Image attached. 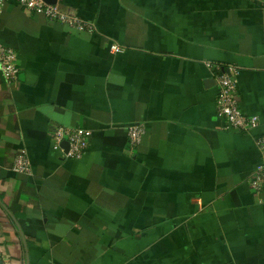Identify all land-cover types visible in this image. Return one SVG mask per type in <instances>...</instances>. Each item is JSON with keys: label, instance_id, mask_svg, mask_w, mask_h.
<instances>
[{"label": "crops", "instance_id": "0c3cea01", "mask_svg": "<svg viewBox=\"0 0 264 264\" xmlns=\"http://www.w3.org/2000/svg\"><path fill=\"white\" fill-rule=\"evenodd\" d=\"M55 4L95 31L11 0L0 14L19 67L0 75L5 264H264V192L248 183L264 133V0ZM217 65L238 68L249 132L221 129ZM58 126L91 132L79 159L52 148ZM20 149L28 173L13 171Z\"/></svg>", "mask_w": 264, "mask_h": 264}, {"label": "built area", "instance_id": "2783aa9c", "mask_svg": "<svg viewBox=\"0 0 264 264\" xmlns=\"http://www.w3.org/2000/svg\"><path fill=\"white\" fill-rule=\"evenodd\" d=\"M7 0H0V14L3 11ZM17 6L32 12L43 15L48 21H57L66 24L72 29L81 32H94L95 24L92 21L81 17L74 9H60L56 4H51L45 0H11ZM110 50L114 53L123 51V47L111 44ZM17 55L13 48L0 42V75L7 82L16 79L19 73ZM209 68L212 64L207 63ZM214 78L217 83L218 93L215 99V111L222 119L221 129L223 131L249 132L257 126L258 118L244 113L238 103L236 94V84L238 68L233 65L214 66ZM144 128L141 125H131L128 127V137L132 145L139 142ZM91 132L80 127L58 126L52 133V148L63 151L64 156L79 159L89 146ZM66 141L68 147L66 152L62 142ZM256 147L259 151V161L249 178V187L255 193L264 192V133L255 139ZM13 171L28 173L30 162L24 149H20L13 160Z\"/></svg>", "mask_w": 264, "mask_h": 264}, {"label": "water", "instance_id": "95a60500", "mask_svg": "<svg viewBox=\"0 0 264 264\" xmlns=\"http://www.w3.org/2000/svg\"><path fill=\"white\" fill-rule=\"evenodd\" d=\"M45 1L48 3H51V4L56 3V0H45ZM62 146H64V151L66 152L67 147H68V143L66 141H63ZM0 236H1V233H0ZM0 264H5V261L3 259L2 253H1V249H0Z\"/></svg>", "mask_w": 264, "mask_h": 264}]
</instances>
